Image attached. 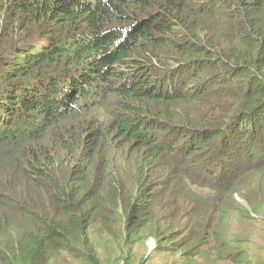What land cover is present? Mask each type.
Segmentation results:
<instances>
[{
	"label": "trees",
	"instance_id": "16d2710c",
	"mask_svg": "<svg viewBox=\"0 0 264 264\" xmlns=\"http://www.w3.org/2000/svg\"><path fill=\"white\" fill-rule=\"evenodd\" d=\"M263 214L264 0H0V264L245 261Z\"/></svg>",
	"mask_w": 264,
	"mask_h": 264
},
{
	"label": "rangeland",
	"instance_id": "374dc122",
	"mask_svg": "<svg viewBox=\"0 0 264 264\" xmlns=\"http://www.w3.org/2000/svg\"><path fill=\"white\" fill-rule=\"evenodd\" d=\"M227 227L230 238L243 240L241 245L247 254V260L242 261L240 257L235 261L219 259L215 255V249L211 246L212 243L204 245L200 251L196 250V247L175 251L176 243H178L175 242L155 252L153 250L155 241L146 233L139 239L130 242L128 247H114L110 238L101 233L95 224L90 235L98 257L104 264H118L115 260L122 258V254H129V264H264V214L251 223L242 222L236 216H231L228 219ZM204 239L206 242L209 241V238ZM173 240H177V238ZM164 244H168V242L165 241ZM122 249L124 250L122 251ZM53 264H79V261L65 254L56 259Z\"/></svg>",
	"mask_w": 264,
	"mask_h": 264
},
{
	"label": "water",
	"instance_id": "95a60500",
	"mask_svg": "<svg viewBox=\"0 0 264 264\" xmlns=\"http://www.w3.org/2000/svg\"><path fill=\"white\" fill-rule=\"evenodd\" d=\"M239 200V199H238ZM242 204H245V202L243 200H239Z\"/></svg>",
	"mask_w": 264,
	"mask_h": 264
}]
</instances>
